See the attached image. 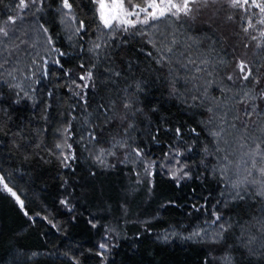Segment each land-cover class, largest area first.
<instances>
[{"label": "trees", "instance_id": "trees-1", "mask_svg": "<svg viewBox=\"0 0 264 264\" xmlns=\"http://www.w3.org/2000/svg\"><path fill=\"white\" fill-rule=\"evenodd\" d=\"M69 2L70 13L61 0H26L23 10L19 0H0V26L9 30L0 46L8 49L0 59L7 60L0 69V176L26 213L0 189V264H224L225 255L232 264H264V197L245 183L244 199L234 198L229 183L264 179L255 169L248 175L250 164L237 170L250 149L239 147L243 126L234 120L253 104L264 111V25L257 23L264 14L209 0L194 6V19L167 17L125 32L103 27L96 0ZM9 17L14 24L5 23ZM173 38V52L165 53L171 63H157L160 53L148 41L160 48ZM188 57L202 69L194 82L196 65L182 66ZM240 61L251 68L247 81ZM88 71L92 80H81ZM245 92L256 99L241 103ZM220 127L226 153L210 135ZM255 127L249 121V134L264 138ZM228 153L233 163L222 179L213 169ZM64 155L75 157L68 166ZM182 166L190 175L177 182L172 171ZM213 212L221 220L209 227ZM220 223L227 231L213 242L208 234Z\"/></svg>", "mask_w": 264, "mask_h": 264}, {"label": "snow or ice", "instance_id": "snow-or-ice-1", "mask_svg": "<svg viewBox=\"0 0 264 264\" xmlns=\"http://www.w3.org/2000/svg\"><path fill=\"white\" fill-rule=\"evenodd\" d=\"M32 4H36L37 0H30ZM41 3H43V0H40ZM212 3H216L217 0H211ZM230 3V6L233 8L236 7H241L243 8L245 5H248L249 7H254L256 9H259L260 14H264V0H228ZM62 6L65 9L69 10V13L72 10V4L69 2V0H61ZM96 3L98 5L97 11H98V18L100 22L102 23L104 28L108 29H113V30H123L125 32L128 31L129 28H136L137 25H150L152 24L153 27L155 25L153 24L154 21H159L163 18L167 17H175L177 19L180 18L181 15H184L186 17H192V13L194 11V6L203 4L204 6H207L209 3V0H142V3H135L133 0H127V3H125V0H96ZM29 6L28 3H26V0H19V5L18 7L23 10L24 8H27ZM247 11V9H245ZM194 19V17H192ZM231 18V17H230ZM75 19V17H73ZM14 24L15 19L13 17H9L8 21L5 22ZM258 24L264 25V17L258 19L257 21ZM255 25L252 24L251 19L248 21V28H254ZM84 28V23L83 21L80 22L79 28L77 31H81ZM248 28H245V32L248 31ZM45 32H47V29H44ZM141 34L142 35H147V33L143 32L142 30ZM260 35L264 37V31L260 32ZM9 36V30L5 26H0V46H3L5 44V40L3 38H7ZM256 37H253L255 39ZM48 42L51 43V37L48 38ZM153 45L154 48H156V51L160 53V60L157 61V63H160L161 61H168L171 63V60L168 56L165 55V53H172L173 52V47L177 43V41L173 38L171 41L172 46H168L167 44H164L162 47L157 48L156 43L154 39H150L148 41ZM21 43H24V41H21ZM16 47H19V45H15L13 47V51L15 50ZM101 47L100 44H95L94 48L99 49ZM7 48H2L0 49V59H3V52L7 51ZM9 55H11V52H9ZM61 55H63L61 53ZM149 56H151V53H148ZM183 55V53H181ZM7 60L4 59V63H6ZM4 63H0V69L4 67ZM55 63H59V61H55ZM201 63H206V61H201ZM189 65H196V61L192 59L191 57H188L187 63L182 65L184 68L188 69ZM237 68L239 69L240 73L243 75L240 77L241 79L247 81L249 80V77L252 76V71L251 68L248 67V65L244 61H240L237 64ZM15 71V69H13ZM193 75L191 78L190 82H194L197 77L195 73H198L202 71L199 65H196V67L191 69ZM10 76L13 75V72L8 73ZM118 74V73H117ZM92 72L88 71L86 75L80 76L79 78L84 81H89L92 80ZM15 78V77H14ZM254 83H259V80L256 77H252ZM229 80H232V76H228ZM19 86V85H17ZM84 87H87V83H85ZM195 88V85H194ZM173 92L176 91L174 87V82H173ZM196 91H199L198 88H195ZM206 96V92L204 93ZM260 97L264 98V91L260 93ZM197 97H193V99H196ZM245 99H250V100H255L256 96L253 95L251 92H245L243 98L240 100L241 103L244 102ZM219 106V104H218ZM125 107H129V104H125ZM259 106L253 104L251 108L245 107L243 111V119H241L240 115H236L234 117V120H240L242 124V128L240 131L243 133V135L240 136V140L242 143H240L239 147L240 148H249V151H246L243 155L247 156L248 159H243L236 164L237 170L240 167V164L243 163L246 168L250 164L251 168L248 169V175H252L251 169H255L257 172V175L259 177H264V166H261L257 168V157L259 158L260 162L262 165H264V148L261 147V144H264V138H257L255 136H252L249 134V121H251L252 125H255L256 127L253 128V131L260 132L262 136H264V111H257V108ZM209 112H212V108H208ZM226 115V114H225ZM253 116L256 117V119H253ZM211 122V121H210ZM224 123L223 118H221V124ZM129 127H132L131 124H129ZM231 128L236 129V124L233 122L230 125ZM192 132H196L195 129L191 130ZM227 130L223 127H220L219 130H212L210 131V135L214 138L215 144H216V151L218 153H226L227 149L223 148L220 146L221 141L225 145L228 144V140L225 138L224 133ZM177 135L180 134V129H176ZM198 135V133H197ZM95 138V137H93ZM247 140H252L253 144L249 146L247 144ZM259 140V142H257ZM58 148H63L64 145L62 144H57ZM68 148H71V145H67ZM134 153L139 156L141 155L140 150L134 149ZM208 152V149L205 148V153ZM111 155H114V153H109ZM229 154H224L220 157L222 161L225 163L217 168L213 169V173H219L220 177L222 179H227V172L229 170V165L233 163L232 160L229 159ZM103 156V151L101 152L100 156H97V160L99 161L100 164H104L105 161L101 157ZM74 155L69 156V155H64V163L65 166H68L67 162L69 159H74ZM185 166H182L179 169H174L172 171V178L174 180H179L184 179L185 177H188L190 174L189 172L184 170ZM145 171H149V169H145ZM183 173V175H181ZM0 183L3 184V187L10 192L14 197H16L17 201H19L21 207H23V201H20L19 196L8 187V184L4 182L3 176H0ZM230 186L233 190H235V196L234 198H239V199H244V195L241 193L240 189L241 186L244 185L245 183H250L253 185H258L256 194L264 197V179H253L251 181L247 180V177H245L244 180H230L229 181ZM245 194H246V189H245ZM62 203L67 204V201H62ZM214 219L211 221V225L217 224V221L221 220V217L218 213L213 212ZM262 226H264V221L261 222ZM230 227V225H229ZM224 231H227L225 228L224 223H220L218 225V231L216 232L215 236H212L211 234H208V238L211 239L213 242H219L223 238V233ZM205 233H202L200 231H196L192 233L193 237L196 236H203ZM192 238V237H189ZM255 240V237H251L247 243L244 245L245 247L248 244L253 243ZM99 247L101 249H105L106 245L105 244H100ZM261 247H264V242L261 243ZM224 264H232V259L230 256L225 255L222 257Z\"/></svg>", "mask_w": 264, "mask_h": 264}, {"label": "rangeland", "instance_id": "rangeland-1", "mask_svg": "<svg viewBox=\"0 0 264 264\" xmlns=\"http://www.w3.org/2000/svg\"><path fill=\"white\" fill-rule=\"evenodd\" d=\"M0 189L3 191V192H5L6 194H8L14 201H15V204L18 206V208H20L21 210H22V212L24 213V214H26L24 211H25V208H24V205H23V207H21V205H20V203H19V201H17V199H16V197H14L10 192H8L4 187H3V184L2 183H0ZM20 201H22L21 199H20Z\"/></svg>", "mask_w": 264, "mask_h": 264}]
</instances>
